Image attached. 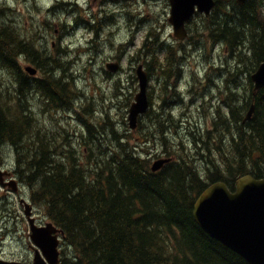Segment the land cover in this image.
<instances>
[{
	"label": "trees",
	"instance_id": "obj_1",
	"mask_svg": "<svg viewBox=\"0 0 264 264\" xmlns=\"http://www.w3.org/2000/svg\"><path fill=\"white\" fill-rule=\"evenodd\" d=\"M216 1L213 15L193 26L194 34L203 37L208 29L214 42L227 43L231 51L239 46V61L253 67L239 90V108L229 107L225 136L194 131L191 151L168 136V129L179 127L176 121H162L156 112L148 133L140 137L114 129L108 136L104 130L101 136H86L78 148L43 134L31 97L41 94L55 107L67 108L63 96L70 89L57 77L59 59L38 50L23 35L14 10L0 6V146L14 149L15 175L63 231L65 245L73 250L71 260L63 252V264H249L210 237L194 217L197 198L211 184L222 181L235 191L244 176L264 179V88L254 95L251 81L264 61V0L244 5ZM148 53L157 55L153 44ZM21 58L34 64L40 77H30ZM64 67L60 69L65 72ZM163 80L164 92L174 88L169 76ZM235 97L230 100L236 102ZM252 104L255 113L246 121ZM217 128L215 123V135ZM150 146L162 153L150 156ZM161 156L174 159L152 172V160Z\"/></svg>",
	"mask_w": 264,
	"mask_h": 264
},
{
	"label": "rangeland",
	"instance_id": "obj_2",
	"mask_svg": "<svg viewBox=\"0 0 264 264\" xmlns=\"http://www.w3.org/2000/svg\"><path fill=\"white\" fill-rule=\"evenodd\" d=\"M220 1L222 4L230 2ZM124 3L116 0H0V6H10L14 10L23 35L29 40L33 39L38 50L59 59L57 65L55 64V71L58 70V79H62L70 89L71 94L63 96L68 100L65 103H69V107H55L46 102L41 94H34L29 99L40 131L46 136L61 138L58 142H62L63 146L70 143L80 148L86 136H101L104 130L109 133L108 136H112V129L123 136H145L151 126L150 117L154 112L160 116L163 98H157L159 87L156 86L152 93L154 107L151 116L141 118L136 131L130 129L129 110L139 92L136 68L141 63L140 57L145 49L141 42L145 34L143 28L151 26L156 30L160 24H164L165 39L162 42L175 44L172 27L166 20L170 17L169 0H135ZM196 18L199 23L204 20V16ZM95 25L99 29L101 27V32L99 30L96 33L92 29ZM196 25L197 23L194 27ZM194 27L191 30V45L195 41L199 43L196 48L189 43L185 46L194 54L197 63L191 62V66L187 68L191 69L192 65L200 64V75L205 77L207 73L210 76L212 82L209 84L208 94L211 105L206 108L207 117H202L203 119L192 117H198L197 113L203 115L205 110L198 112L195 107L190 109L187 102L174 111V119L178 122L175 125L178 124L179 127L168 129V136H171L175 144L182 142L187 151L194 149L191 137L194 131L202 136H225L223 122L226 120L219 118L231 116L230 106L239 108V90L243 89L242 84L253 67L250 62L242 64L239 61V46L232 52L227 43L214 42L208 29L202 40V36L196 37L194 34ZM98 33L99 38H96ZM152 44L154 54L158 53L162 45L147 41L148 52ZM198 52L203 55L201 58L198 57ZM108 63L117 64L119 72L108 76ZM21 65L24 70L33 64L21 58ZM63 65L65 72L60 69ZM181 90L186 93L189 89L183 85ZM234 94L236 102L230 100ZM165 110L168 111L167 108ZM188 111L189 119L181 123L183 115ZM215 123L219 130L216 135L213 131ZM158 130L161 131L160 128ZM163 132L164 130L161 131L162 135ZM223 146H226L225 138ZM149 150L154 152L150 155L154 157L157 153H162V150L153 146ZM159 158L164 156L152 161ZM0 167L15 175L17 163L14 149L10 145L0 146ZM19 183L22 185L20 194L6 192L0 185V259L22 262L21 260L31 257L30 246L34 244L30 237V224L24 213L25 206L20 204V196L23 202L35 207L39 221L45 224L51 221L46 207L33 201L32 190L22 181ZM62 250L64 257L71 260L73 250L66 245H62Z\"/></svg>",
	"mask_w": 264,
	"mask_h": 264
},
{
	"label": "water",
	"instance_id": "obj_3",
	"mask_svg": "<svg viewBox=\"0 0 264 264\" xmlns=\"http://www.w3.org/2000/svg\"><path fill=\"white\" fill-rule=\"evenodd\" d=\"M170 24L174 28L175 36L183 40L187 37L186 23L198 12L207 16L216 7L215 0H169ZM249 0H237L244 5ZM112 72L118 71L117 64H108ZM31 76L38 70L33 66L25 68ZM140 91L132 103L128 121L130 128L136 130L140 116L144 115L150 107L148 98V76L142 66L138 67ZM254 95L264 88V61L252 74ZM255 113V104H252L247 113L246 121L252 119ZM171 159H159L152 165V171L158 172L168 164ZM7 175L0 169V184L5 183L3 176ZM17 185V181H11ZM16 190V189H15ZM25 214L31 226V240L38 248L39 253L33 264H60V240L64 235L53 223L38 227L33 218V208L29 203L25 205ZM194 217L199 226L213 239L240 255L249 264H264V179L252 176L240 178L236 184V191L232 192L224 182H216L209 186L197 198L194 205ZM0 264H24L18 261L0 259Z\"/></svg>",
	"mask_w": 264,
	"mask_h": 264
},
{
	"label": "flooded vegetation",
	"instance_id": "obj_4",
	"mask_svg": "<svg viewBox=\"0 0 264 264\" xmlns=\"http://www.w3.org/2000/svg\"><path fill=\"white\" fill-rule=\"evenodd\" d=\"M118 2H122L124 3V1H128V0H116ZM135 0L132 1H128V3H132ZM126 4V3H124ZM170 4V2H169ZM128 5V4H127ZM170 6V5H169ZM171 9V8H170ZM137 16H139L137 14ZM202 16V15H199ZM141 20V19H140ZM147 18H144V21H146ZM167 23L170 24L169 18L166 19ZM197 18L196 16L187 23L186 27H188V29L190 30L191 27L194 26L196 22ZM149 25H151V23H148ZM164 24H160L158 26L159 29H156L151 27V26H145L143 28V30H145V34L144 37L141 39L142 45L145 49H143V55L140 57V64L141 66H143L145 72L148 75V80H149V98H150V110L143 116V117H147L149 118L152 114V110L154 107V100H153V95L152 93L154 92V87L158 86L159 89L157 91V93L159 92V94L157 95V98H163V101L160 105L161 111H160V116L159 118L162 119V121L164 120H170V119H174L175 116V110L178 107H181L183 104H185L186 102L189 103V108L193 109V107H195V109L199 112L201 109H204V113L203 115H200L201 113H197L198 117H196L195 115L192 118H198V119H203L207 117V110L211 105L210 103V97H209V84H210V76L207 75L205 77H202L200 74V72L202 71L200 69V64H198L199 66H195L192 65V67H190L191 69H188V66H191V62L193 64L197 63V60L195 59L194 54L187 49V47L185 46L186 43H189V45H191V40L192 38L188 37L186 40L184 41H178L177 39H174L175 44H169V42L165 43L162 42L163 37V29L165 28V26H163ZM92 29L94 31H96V33L100 30L101 32V27L99 29V26L97 27V25L92 26ZM205 34L203 35L202 40L204 38ZM171 37V36H170ZM174 37V35H173ZM96 38H99V33L96 35ZM175 38V37H174ZM165 39V38H164ZM173 39V38H172ZM95 41V40H93ZM147 41L151 42V43H157L158 45L161 44V48L158 51L157 55L154 56V58L152 57L151 54L148 53V49H147ZM199 43V41H195L193 45H191L193 48H196V45ZM147 49V50H146ZM169 50H172L173 56L171 58ZM182 51V52H181ZM233 52V51H232ZM200 55L198 57H202L203 55L198 52ZM181 54V55H180ZM202 55V56H201ZM155 63V67H153V64ZM170 66H172V69H168ZM206 64H204V71L206 70ZM119 72V71H118ZM117 72V73H118ZM114 73H109L108 76L113 75ZM115 76V75H114ZM163 76H169L170 79H172V83H174V88L172 90L169 91H163ZM185 86L186 89H189L186 93L183 92L181 90L182 86ZM167 93V94H165ZM155 98V97H154ZM175 98H177V100H175ZM225 103V101H224ZM168 109V111H166L165 109ZM188 108V109H189ZM171 109V110H170ZM189 111L187 113H185L183 115V118L181 121V123H183L184 121L186 122L189 118L187 117ZM203 117V118H202ZM151 118V117H150ZM231 117H227V118H219L220 119H225L227 122V119H230ZM218 119V118H216ZM223 122V123H224ZM168 133L170 134V132L168 131ZM3 171L7 174L4 177V180L6 182H9L10 185H8L4 191L9 192V193H14L13 190L16 189V194H20V192H22V185L18 182V178L14 175V173L10 170L4 169V167L2 168ZM16 180L18 182L17 185L11 184V181ZM20 204L22 207L25 206V202H23L22 196H20ZM33 216L35 218V223L38 227H43L45 225V223L41 222L38 220L37 216L38 213H36L35 207L33 206ZM31 251H32V255L29 258H25L24 260H21L23 263L25 264H32L35 261V257L39 254L42 253L40 251H38L37 247L35 245H31Z\"/></svg>",
	"mask_w": 264,
	"mask_h": 264
},
{
	"label": "bare ground",
	"instance_id": "obj_5",
	"mask_svg": "<svg viewBox=\"0 0 264 264\" xmlns=\"http://www.w3.org/2000/svg\"><path fill=\"white\" fill-rule=\"evenodd\" d=\"M76 29V28H75ZM123 139V138H122Z\"/></svg>",
	"mask_w": 264,
	"mask_h": 264
}]
</instances>
